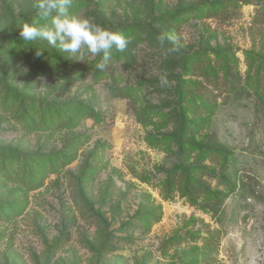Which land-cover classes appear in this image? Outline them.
Instances as JSON below:
<instances>
[{
    "label": "rangeland",
    "instance_id": "1",
    "mask_svg": "<svg viewBox=\"0 0 264 264\" xmlns=\"http://www.w3.org/2000/svg\"><path fill=\"white\" fill-rule=\"evenodd\" d=\"M34 4L0 0V264H264V0H73L130 39L102 70L22 41ZM205 56L244 92L203 103ZM178 166L212 196L168 194Z\"/></svg>",
    "mask_w": 264,
    "mask_h": 264
},
{
    "label": "clouds",
    "instance_id": "2",
    "mask_svg": "<svg viewBox=\"0 0 264 264\" xmlns=\"http://www.w3.org/2000/svg\"><path fill=\"white\" fill-rule=\"evenodd\" d=\"M72 3L73 0H35L37 14L44 18L51 17L50 25L38 27L24 23L19 28V35L25 42L47 41L71 57L85 53L100 56L96 67L102 70L111 61L113 51L124 52L130 39L122 32L102 28L87 18L73 15L70 11ZM158 39L161 44L165 40L174 43L171 36L160 35ZM171 51H178V48L174 47ZM167 83L166 78H161L162 85Z\"/></svg>",
    "mask_w": 264,
    "mask_h": 264
},
{
    "label": "trees",
    "instance_id": "3",
    "mask_svg": "<svg viewBox=\"0 0 264 264\" xmlns=\"http://www.w3.org/2000/svg\"><path fill=\"white\" fill-rule=\"evenodd\" d=\"M260 18H264V15ZM262 21H256V23H261ZM218 58H221L219 59L218 66L220 65L222 73L219 72L220 68L217 69L214 64L212 65L211 60L206 56L196 60L195 64L192 63V66L190 65L193 73L203 76L204 80L211 85V88H208L203 85V83H198V95H200L205 104L215 101L224 92L230 90L244 92L240 80L233 79L234 75H231V67L228 64L229 60L222 57ZM214 91L217 93H214ZM221 157L222 160L226 162L230 158V153L223 151V156ZM213 158L215 160L214 156ZM217 176V172L214 168H202L196 177L193 178L190 171L184 167L178 166L172 169L165 183V190L168 194H171L174 189H177L182 195L186 196L192 204L197 205L201 197L212 196L213 194V188L207 177Z\"/></svg>",
    "mask_w": 264,
    "mask_h": 264
}]
</instances>
